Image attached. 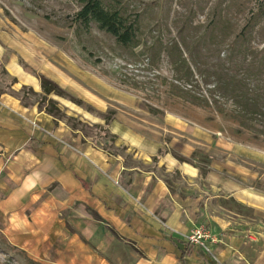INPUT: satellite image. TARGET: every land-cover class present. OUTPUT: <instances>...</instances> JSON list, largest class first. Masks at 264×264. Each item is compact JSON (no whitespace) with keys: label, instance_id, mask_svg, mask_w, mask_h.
Listing matches in <instances>:
<instances>
[{"label":"rangeland","instance_id":"374dc122","mask_svg":"<svg viewBox=\"0 0 264 264\" xmlns=\"http://www.w3.org/2000/svg\"><path fill=\"white\" fill-rule=\"evenodd\" d=\"M104 1L139 19L137 47H121L95 24L90 29L80 27L77 0H0V93L42 109L54 99L60 120L66 121L63 113L80 119L76 129L91 135L99 132L91 125H106L108 119L109 139H114L118 118L131 123L138 134L151 132L150 127L163 131L155 135L164 142L172 139L165 127L171 129L176 120L208 127L214 142L190 141L194 148L184 156L186 160L206 174L219 157L225 162L223 170L227 163L233 172L251 176L246 179L248 186L264 196V118L236 117L233 100L211 94L213 85H206L194 63H200L205 73L224 75L230 92L245 83L257 87L264 105V0ZM183 53L191 60L189 82L183 79ZM42 78L54 82L57 94L37 102L44 95ZM106 142L103 138L97 144L102 148ZM218 142L231 143L235 150L220 145L217 150ZM108 148L118 152L125 165L157 169L158 161L145 165L118 138ZM159 172L170 185L187 186L179 172L166 173L163 168ZM122 177H127L125 171ZM209 203L202 206L204 212L252 214L250 208L223 195ZM25 253L0 231V264H36Z\"/></svg>","mask_w":264,"mask_h":264},{"label":"crops","instance_id":"0c3cea01","mask_svg":"<svg viewBox=\"0 0 264 264\" xmlns=\"http://www.w3.org/2000/svg\"><path fill=\"white\" fill-rule=\"evenodd\" d=\"M172 126L165 127L172 139L164 142L155 135L163 131L150 127V133L138 134L118 118L116 135L110 131L114 139L106 137L101 148V139L1 92V233L36 264H264V196L248 186L251 176L227 163L226 172L219 157L206 174L180 160L172 149L187 157L191 142L214 138L205 126L181 120ZM115 138L145 165L158 161L157 169L125 165L118 152L109 151ZM219 145L235 150L231 143L214 148ZM161 168L179 172L187 186L170 185ZM221 195L252 214L204 212ZM200 228L214 241L190 242Z\"/></svg>","mask_w":264,"mask_h":264},{"label":"trees","instance_id":"16d2710c","mask_svg":"<svg viewBox=\"0 0 264 264\" xmlns=\"http://www.w3.org/2000/svg\"><path fill=\"white\" fill-rule=\"evenodd\" d=\"M80 4V9L76 13V21L78 22L80 27L84 29H90L94 24L100 29L109 34H111L117 44H119L123 48L133 49L137 47L140 43L138 37L139 30V19L138 18H130L126 15L119 7L111 6L110 4H106L104 0H77ZM189 50V55L193 59V53L191 49ZM189 57L188 55H182V63L185 64V73L183 79L189 82V77H191V73L189 71ZM3 62L0 60V67L3 66ZM196 67L200 69V75L204 79L206 85H213L209 92H216V94L221 95V97H227V99H232L235 104L234 114L238 118L242 117H250L255 120H259V118H264V105L260 103L262 100V94L258 91V88H252L248 83L244 85H240V88L232 89L230 92L227 86V78L221 73L217 75L212 74V72H207L201 70L202 65L194 60ZM188 78V79H187ZM255 86V85H253ZM42 91L44 95H39L40 100H47V97L50 93L57 94L56 85L54 82L48 81L45 78H42ZM60 95H63L60 93ZM47 106L45 107V111L57 119H62L60 114V110L58 109V103L54 99L47 100ZM25 106H31L32 104H24ZM39 108H43L39 106ZM62 113V112H61ZM64 119H66L67 123L74 129L77 128V124L82 123L80 119H76L73 116L66 115L63 113ZM73 119L77 120L75 123ZM106 125H91L92 127H96L99 129V132L93 134L94 139H103L109 136L108 125L111 123L110 120L106 119ZM264 126V121L261 122ZM90 126V125H89ZM250 128H255V125H250ZM80 129V128H78ZM85 133L84 130L80 129ZM87 134V133H85ZM166 150L161 149L159 151L160 154H164ZM177 157L184 161L186 158L182 155H177ZM154 160H157V157H154Z\"/></svg>","mask_w":264,"mask_h":264},{"label":"built area","instance_id":"2783aa9c","mask_svg":"<svg viewBox=\"0 0 264 264\" xmlns=\"http://www.w3.org/2000/svg\"><path fill=\"white\" fill-rule=\"evenodd\" d=\"M35 124V123H34ZM188 240L192 243H197V244H201V245H206L204 240H210V241H214V237L212 236V234L203 229H197L195 231H193L189 236H188Z\"/></svg>","mask_w":264,"mask_h":264}]
</instances>
